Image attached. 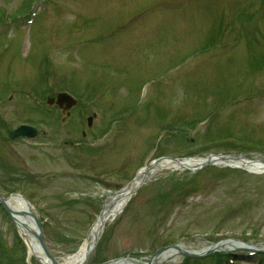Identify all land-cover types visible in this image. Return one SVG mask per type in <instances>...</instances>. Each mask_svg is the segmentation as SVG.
Segmentation results:
<instances>
[{
  "label": "rangeland",
  "instance_id": "obj_1",
  "mask_svg": "<svg viewBox=\"0 0 264 264\" xmlns=\"http://www.w3.org/2000/svg\"><path fill=\"white\" fill-rule=\"evenodd\" d=\"M64 90L77 105H47ZM1 119L0 194L31 200L48 250L62 259L152 161L264 159V0H0ZM22 122L44 132L6 140ZM15 226L0 208V264H40L25 258ZM226 238L264 245V172L158 168L86 261L147 264L165 245ZM217 252L234 254L224 264H264L259 252ZM212 254L193 262L219 264ZM174 259L182 264H160Z\"/></svg>",
  "mask_w": 264,
  "mask_h": 264
},
{
  "label": "bare ground",
  "instance_id": "obj_2",
  "mask_svg": "<svg viewBox=\"0 0 264 264\" xmlns=\"http://www.w3.org/2000/svg\"><path fill=\"white\" fill-rule=\"evenodd\" d=\"M208 159L207 156H195L189 158H179L176 160H172L170 158L163 159L161 161H156L151 163V166L146 165L141 168L136 178L123 187L119 191L112 194L111 198L108 199L105 203L104 209L100 212L99 215L96 216L89 230L87 231L86 236L79 244H77V248L72 253H68L64 255L62 259H57L59 264H86L87 259L86 255L89 248L96 242L97 236L100 235L104 226L112 220L124 207L128 199L132 196V194L137 189L138 185L141 184L143 178H147L148 175L154 174L158 168H187L191 170H195L203 165V163ZM216 164L229 165L230 167H240L247 170V172L252 173H262L264 172V159L257 157H247V156H227V157H213L211 159ZM5 203L9 206L11 217L20 234L23 237L28 251L31 255H36L40 261L44 264H54L50 258L46 257L43 253L41 247H39V242L37 239V227L34 223L33 212L34 209L32 205L28 203L26 199L19 195H8V197L4 198ZM264 245L260 246H251L244 245L235 240L224 239L214 243H206L202 246H197V243H187L180 242L178 246L175 248H169L168 250H163L159 254H155L151 257L148 264H159L164 259L170 257H176L179 254V251L186 252H199L203 253L208 249L212 250H229L234 248H247L252 250L254 248H263ZM103 264H142V261L135 258H117L113 260H109Z\"/></svg>",
  "mask_w": 264,
  "mask_h": 264
},
{
  "label": "water",
  "instance_id": "obj_3",
  "mask_svg": "<svg viewBox=\"0 0 264 264\" xmlns=\"http://www.w3.org/2000/svg\"><path fill=\"white\" fill-rule=\"evenodd\" d=\"M47 102L49 104H58L59 107L63 110V111H66L68 110L67 108H70L75 102L70 98L68 97L67 95L63 94V93H58V94H55L53 96H50L48 99H47ZM89 123H90V118L88 119ZM35 130L29 126H24L22 125L19 129H17L16 131L12 132L11 133V136H14L15 133L16 134H26V135H34ZM1 204L3 205L2 207H4L7 211H9V208L8 206L3 202L1 201ZM37 221V219H35ZM43 234L40 232L38 233V240L41 244V246H43L45 252L47 255H49V252L47 251V249L45 248L44 246V239H43ZM56 264V263H55Z\"/></svg>",
  "mask_w": 264,
  "mask_h": 264
},
{
  "label": "trees",
  "instance_id": "obj_4",
  "mask_svg": "<svg viewBox=\"0 0 264 264\" xmlns=\"http://www.w3.org/2000/svg\"><path fill=\"white\" fill-rule=\"evenodd\" d=\"M23 264V263H22Z\"/></svg>",
  "mask_w": 264,
  "mask_h": 264
}]
</instances>
